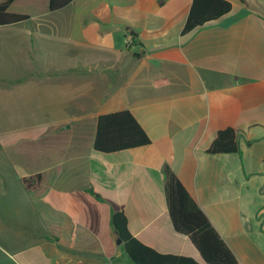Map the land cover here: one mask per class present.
Instances as JSON below:
<instances>
[{"label": "crops", "instance_id": "0c3cea01", "mask_svg": "<svg viewBox=\"0 0 264 264\" xmlns=\"http://www.w3.org/2000/svg\"><path fill=\"white\" fill-rule=\"evenodd\" d=\"M193 1L10 4L28 18L0 24V93L44 99L0 129V264H136L118 210L146 245L203 262L174 225L166 166L239 264H264V0L183 32ZM122 109L152 143L97 150L100 115ZM227 127L239 150L209 153Z\"/></svg>", "mask_w": 264, "mask_h": 264}, {"label": "trees", "instance_id": "16d2710c", "mask_svg": "<svg viewBox=\"0 0 264 264\" xmlns=\"http://www.w3.org/2000/svg\"><path fill=\"white\" fill-rule=\"evenodd\" d=\"M14 0L0 2V24H17L28 18L25 14L8 10ZM72 0H50L51 10H60ZM230 0H194L183 32H188L207 22L216 20L230 12ZM152 143L147 130L130 109L101 114L94 142L97 150L115 152ZM239 150L238 134L233 127L218 131L208 148L211 154L234 153ZM167 174V196L173 222L177 230L187 233L199 249L203 262L193 257L164 254L146 245L135 237L130 229L128 217L123 211H115L113 223L119 236L125 242L126 250L136 264H239L235 253L221 237L203 210L196 204L189 192L169 166ZM42 173L23 177L22 182L29 192L41 186ZM97 193L93 188L89 189Z\"/></svg>", "mask_w": 264, "mask_h": 264}, {"label": "rangeland", "instance_id": "374dc122", "mask_svg": "<svg viewBox=\"0 0 264 264\" xmlns=\"http://www.w3.org/2000/svg\"><path fill=\"white\" fill-rule=\"evenodd\" d=\"M16 95L17 97H15V94L12 92L0 93V129L13 126V116L15 112L24 113L25 110L32 106L33 108L35 107L33 110H36L37 103L44 99L43 93L25 94L23 96L19 94Z\"/></svg>", "mask_w": 264, "mask_h": 264}, {"label": "built area", "instance_id": "2783aa9c", "mask_svg": "<svg viewBox=\"0 0 264 264\" xmlns=\"http://www.w3.org/2000/svg\"><path fill=\"white\" fill-rule=\"evenodd\" d=\"M126 44H127V47L131 48V47H133L134 40L131 37H128L126 39Z\"/></svg>", "mask_w": 264, "mask_h": 264}]
</instances>
